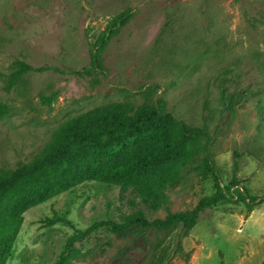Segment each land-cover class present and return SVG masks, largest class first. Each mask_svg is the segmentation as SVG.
<instances>
[{"label": "rangeland", "instance_id": "374dc122", "mask_svg": "<svg viewBox=\"0 0 264 264\" xmlns=\"http://www.w3.org/2000/svg\"><path fill=\"white\" fill-rule=\"evenodd\" d=\"M123 12L133 18L104 49V71L95 70L94 46ZM17 59L51 69L27 74L11 92L0 77V105L8 108L0 118V172L44 156L54 133L84 113L163 100L178 118L209 131L222 185L244 194L203 212L173 264H264V0H0V74H11ZM222 88L245 93L233 111L223 105ZM204 167L201 151L153 176L171 181L159 210L76 167L23 213L5 264H56L69 251L72 264L172 257L181 228L141 238L119 234L113 224L139 211L153 221L193 210L216 193ZM80 233L86 235L69 248Z\"/></svg>", "mask_w": 264, "mask_h": 264}, {"label": "trees", "instance_id": "16d2710c", "mask_svg": "<svg viewBox=\"0 0 264 264\" xmlns=\"http://www.w3.org/2000/svg\"><path fill=\"white\" fill-rule=\"evenodd\" d=\"M131 12L115 16L94 46L93 68L104 71L102 54L107 45L132 20ZM51 68H35L17 59L14 69L6 77V90L11 92L22 79L31 72H45ZM224 90L222 102L225 108L233 111L245 93ZM8 113L6 105H0V118ZM207 144L201 147V139ZM212 136L205 128L191 126L170 111L163 100L151 104L135 106L133 103L116 102L107 107L84 113L65 122L53 136L46 153L38 160L21 164L15 170L0 172V264H5L21 229L23 213L52 196L53 187L73 169L80 168L99 179L123 187V193H139L145 203L159 210L169 202L167 190L171 181L167 178L152 180L156 174L186 163L199 152L205 153V171L215 180L216 193L201 200L190 211H168L164 219L150 220L146 213L139 211L127 216L120 224H113L119 234L146 238L149 233H167L181 228L174 256L164 259L155 257L152 264H173L175 256L184 255V239L194 230L203 212L236 197L243 198V192H232V187L222 185L219 170L216 168L210 149ZM153 142L151 146L129 154L115 165L103 167L101 161L120 156L132 146ZM155 144V145H154ZM240 161L236 162L239 169ZM235 187V186H233ZM251 211H253L251 209ZM86 234L73 236L68 247ZM158 244L156 251L162 249ZM119 252H125L121 247ZM154 253V252H153ZM72 252L63 254L56 264H72ZM189 258V256H187Z\"/></svg>", "mask_w": 264, "mask_h": 264}]
</instances>
